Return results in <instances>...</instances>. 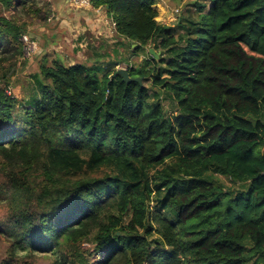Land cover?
Returning a JSON list of instances; mask_svg holds the SVG:
<instances>
[{
	"label": "trees",
	"instance_id": "1",
	"mask_svg": "<svg viewBox=\"0 0 264 264\" xmlns=\"http://www.w3.org/2000/svg\"><path fill=\"white\" fill-rule=\"evenodd\" d=\"M209 3L165 25L154 0L94 2L157 55L126 67L141 84L42 58L18 105L52 9L0 0L1 264H264V0Z\"/></svg>",
	"mask_w": 264,
	"mask_h": 264
},
{
	"label": "rangeland",
	"instance_id": "2",
	"mask_svg": "<svg viewBox=\"0 0 264 264\" xmlns=\"http://www.w3.org/2000/svg\"><path fill=\"white\" fill-rule=\"evenodd\" d=\"M194 1L205 6L204 10L207 9L210 4L209 0H154L155 8L158 13V18H156V21L165 25L175 24L177 20L186 16L187 11L194 10L192 6L188 5L192 4ZM69 4L73 7H81L80 5L76 6L70 2ZM87 6L93 7V3ZM176 10L179 13H175ZM59 21L60 20H58L55 25V33L59 32L57 33L58 38L55 41L49 39L46 41V37L44 36L46 33H41L37 29H34L33 32H31L33 35H35L34 40L37 42V46L39 48L38 51L40 50L41 52L34 54V50V52L31 54V51L29 50L31 58L22 62L21 65H18L13 71L12 75L9 77L7 93L9 95L11 94V96H14L18 105L26 103V101L29 99L32 93L31 91L33 90V79L31 78V75H34L38 71L39 62L42 60V58H46L48 64H50L53 59H58L65 66L74 65L76 63H85L88 65H94L96 63L95 67L101 72L100 75H102L104 71L107 70L108 72H112L118 68L126 69L128 64L131 66H138L140 63H142L143 59L147 58L149 47L132 54L131 48H129V43L125 41L114 42V40H111L109 37H102V39L97 44V42L91 39L90 35L86 36L85 32L82 30L79 32L75 31L76 33L73 34L74 40H81V42L73 46V42H71L73 41L71 39V27H64L63 25L60 26ZM81 27L85 26L80 24L78 27L73 26L72 29L75 28L78 30V28ZM60 31H65V33L61 35ZM102 41L105 43H102ZM31 48L33 50L32 46ZM28 57L29 56L26 58ZM114 64L118 65L115 67ZM142 84L146 87H149L148 81L142 82ZM1 85L2 82L0 81V86ZM225 182L227 183V181ZM1 215L2 213L0 211V217ZM6 259L7 246L1 243L0 264L3 261H6ZM39 264L43 263L39 262Z\"/></svg>",
	"mask_w": 264,
	"mask_h": 264
},
{
	"label": "crops",
	"instance_id": "3",
	"mask_svg": "<svg viewBox=\"0 0 264 264\" xmlns=\"http://www.w3.org/2000/svg\"><path fill=\"white\" fill-rule=\"evenodd\" d=\"M48 1L50 2L52 9V20L47 25L37 28V30H39L41 33H46V35L44 34V36L46 37V41L48 39L55 41L58 38L57 33L59 32L55 33V25L58 20H60V26L63 25L64 27H71V39L73 40L71 42H73V46L81 42V40L79 39L74 40L73 36V34L76 33L75 31L79 32L80 30L84 31L86 36L90 35L91 39L97 42V44L102 39V37H109L111 40H114V42L118 40V37L114 36V28L112 22L106 17L102 8L95 9L91 6H81L77 8L71 6L68 0ZM80 24H83V26H85L86 28L81 27L78 28V30H76L75 28L72 29L73 26L78 27ZM60 32L61 35L65 33V31ZM102 43L105 42L102 41ZM33 52L34 48L31 53ZM40 52L41 51L39 50V53ZM34 53L37 54V50Z\"/></svg>",
	"mask_w": 264,
	"mask_h": 264
},
{
	"label": "water",
	"instance_id": "4",
	"mask_svg": "<svg viewBox=\"0 0 264 264\" xmlns=\"http://www.w3.org/2000/svg\"><path fill=\"white\" fill-rule=\"evenodd\" d=\"M136 45H133L132 47H135ZM149 53L154 56V58H157V55L154 53L152 49L149 50ZM113 77H120L122 82L128 84L131 82L141 84V78H130L128 75V72L124 68H118L115 70V73Z\"/></svg>",
	"mask_w": 264,
	"mask_h": 264
},
{
	"label": "built area",
	"instance_id": "5",
	"mask_svg": "<svg viewBox=\"0 0 264 264\" xmlns=\"http://www.w3.org/2000/svg\"><path fill=\"white\" fill-rule=\"evenodd\" d=\"M71 4H74L76 6L80 5V6H87L91 3L97 2L98 0H68ZM175 13H178L177 10L175 11ZM24 41H26V37L23 38ZM30 46V47H29ZM27 47L26 50V55L29 56L30 51H32L31 45H29ZM30 50V51H29Z\"/></svg>",
	"mask_w": 264,
	"mask_h": 264
}]
</instances>
